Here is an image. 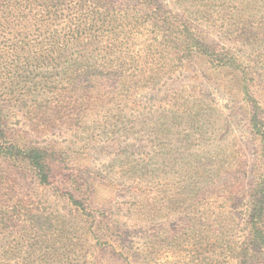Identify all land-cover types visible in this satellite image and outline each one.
I'll use <instances>...</instances> for the list:
<instances>
[{
	"label": "trees",
	"instance_id": "trees-1",
	"mask_svg": "<svg viewBox=\"0 0 264 264\" xmlns=\"http://www.w3.org/2000/svg\"><path fill=\"white\" fill-rule=\"evenodd\" d=\"M125 1L0 0V264H130L122 250L131 251L133 233L142 239L136 251L143 261L136 264H146L145 257L149 260L161 247L181 244L186 236L204 240L207 227L218 241L208 263H219L222 256L224 264L230 259L263 264L264 117L253 91L260 74L254 59L215 38L219 31H228L253 43L260 28H245L250 15L217 25L222 13L218 11L215 20L206 18L212 23L207 27L165 0ZM236 8L222 16L244 10L242 5ZM246 8L251 10L249 2ZM145 24L153 34L138 43L135 53V33ZM52 25L59 27L51 31ZM31 29L34 33L28 38ZM196 60L208 70L204 81L196 74L176 78V71L189 69ZM225 72L237 77L247 127L260 143L255 177L247 187L248 159L238 147L215 136L218 110L202 86L211 76ZM169 81L172 85L162 88ZM143 90L151 94L142 102L138 97ZM14 118L22 119L37 136L58 127L70 131L72 142L90 144L98 134L105 144L101 149L115 148L111 172L102 177L119 190L132 176L139 180L127 186L141 202L138 216H127L135 229L122 220L125 214L95 202V183L105 182L86 168L68 164L53 145L36 144L15 133ZM149 133L158 140L171 137L169 143L175 147L190 146L188 139L193 137L198 142L196 150L168 151L174 162L167 176L175 186L162 198L183 197L187 203L173 210L170 214L175 218L167 217L154 234L149 226L157 212L155 196L150 194L161 192L141 179L159 177L146 165L163 160L164 152L133 151V143L120 144L121 137H148ZM116 139L120 142L114 147ZM19 176H30L38 187L53 190L65 211L48 197L31 200L26 191L20 192ZM201 194L212 197L223 210L204 228L196 221L201 216L195 197ZM211 204L200 201L201 212L208 213L205 208ZM239 206L246 207L247 219L244 234L236 239L225 225ZM94 239L99 254L107 250L103 243L109 245L111 259L81 255Z\"/></svg>",
	"mask_w": 264,
	"mask_h": 264
},
{
	"label": "rangeland",
	"instance_id": "rangeland-1",
	"mask_svg": "<svg viewBox=\"0 0 264 264\" xmlns=\"http://www.w3.org/2000/svg\"><path fill=\"white\" fill-rule=\"evenodd\" d=\"M129 2V0H126ZM125 1V2H126ZM174 8H177L181 11H186L188 15H190V19L193 22L204 24L205 26H212L211 21H207L206 18H210V20H215L218 18L217 12L221 11V16L216 21L217 25L238 21L241 16L244 18L251 16L245 28H249V26H258L260 29L257 31L255 35H253V43H248L243 38H238L236 33L234 32H225L219 31L217 33V37L215 34L216 40L222 42L224 45L228 46L230 50L234 51L237 54L250 57L254 59L256 64V71L259 72L258 77L253 83V91L256 96L260 107L261 113L264 117V0H238L235 2L224 1V0H165ZM249 2L250 11L246 8V3ZM238 6L242 5L244 9L241 12H234L233 15L222 16L223 13H228L230 11L237 10ZM205 5V6H204ZM207 7V8H206ZM196 9L198 12L196 13ZM223 9H225L223 11ZM200 10H204L205 13L202 14ZM209 10V11H208ZM226 17V18H224ZM228 17V18H227ZM231 22V23H232ZM233 24V23H232ZM233 28H236L233 25ZM59 26L52 25L51 31L55 30ZM33 30H29L26 32V36L31 38L33 35ZM153 34L152 28L148 25L142 26L138 32L135 33L137 39L135 43L136 46H132L133 52H139L138 43L142 42L144 39H148ZM189 67V66H187ZM208 70L201 65L199 61L196 60L194 65L191 64L190 68H183L176 71L175 76L179 80H184L190 76L197 75L198 80L201 78L204 81ZM205 74V77L203 78ZM46 75V74H45ZM202 81V82H203ZM173 82L169 81L166 85H162V88L167 87L168 84L172 85ZM206 89L205 91L211 96L213 103L216 105L219 119L215 122V126L217 127V134L219 142L227 141L230 145L232 144L233 148H239L241 153L248 159L245 164V179L244 185L247 187L249 182L255 177V161L254 158L259 154V146L260 143L258 139L253 135L250 129L247 127L246 117H247V108L246 105L241 100V94L237 88V77L233 74L225 72L222 75L211 76V78L205 83H202ZM169 87V86H168ZM151 92H147L145 90L140 91V99L142 102L146 101L148 95ZM221 120V121H220ZM12 124L15 127V133H20L23 136H27L29 140L34 141L36 144H51L55 149L60 150L63 154L64 159L71 166H76L79 168H86L90 172L92 171V175H96L102 182L106 181L102 176H109L111 172V165L113 160V153L115 152V148H100L99 146L105 145L104 140L100 135H95L94 140L90 142V144H82L79 141H73L74 137L69 132H66L63 128H54L45 136H37L36 133L31 131L30 127L24 124L22 119H12ZM173 132V131H172ZM125 138L121 137V143H133L135 147L133 151H138L139 149H143L146 152L155 153L164 152L163 160L158 163H152L150 165H146V168L150 171L154 169V173L152 175L159 174V177H142L141 180H145L153 187L155 190H159L161 195L159 196L156 192L155 194H150V197L155 196V208L156 212L154 214V220L152 219L149 232L153 233L156 231L155 228H159L160 223L165 222L168 219H174L175 216L172 217L170 214L173 210L178 211L179 208L185 205L187 201L183 200V197H179L178 200L174 201V198L166 197L162 198V194H168V191L175 186V182L173 179H169L167 176L168 170L173 165V156H168V151L173 153L177 151H183L185 148H192L196 150L198 142L195 139H188L190 146L182 145L175 147L169 143L171 137H167L163 140L154 139V136L149 133L148 137H139L133 138L130 137ZM170 138V139H169ZM178 141V140H177ZM120 142V139L115 140V146ZM179 143V141H178ZM84 146H88L84 148ZM140 157L147 158L148 155H142ZM244 157V158H245ZM155 161V159L153 160ZM158 168V170H156ZM94 179V178H93ZM19 184L16 188L20 191H26L28 196H30L31 200H37V198H42V195L48 197L49 200L53 202V204L62 212L65 211V204L62 200H58L59 198H55L50 188H40L35 184L34 179L30 176L18 177ZM178 179H175L177 181ZM138 182V179H135L133 176L130 181H126L123 189L119 190L118 186H109L104 185L102 183H95L94 187V198L95 202L98 204H102L103 202L107 203L106 206H109L113 210L117 211L118 214H125L122 217V220L127 223L128 226H132L131 222L127 219L129 215L138 216L137 210L141 209V202L132 197V192L127 188L128 184L131 182ZM143 184L144 182L141 181ZM141 184L139 186H141ZM24 186L23 187H21ZM28 188V190H27ZM144 194H148L147 190ZM158 196V197H157ZM44 199V198H43ZM200 201L203 204H210L208 208H205V212L202 213L201 208L199 206ZM212 197H208L204 194L197 195L195 197L196 208L200 210L199 216L197 218L198 225L203 227V224H208L209 220L214 214L222 212L221 207H217L218 203H213ZM220 204V203H219ZM119 208V210H116ZM246 207L239 206L235 209L234 212L229 214L230 218L226 220L225 230H228V233L231 232L232 236L236 239L240 238L242 234H244L246 230V219L247 214L245 212ZM220 214V213H219ZM221 215V214H220ZM224 217V215H222ZM169 217L168 219H166ZM171 217V218H170ZM166 219V220H165ZM172 224H175V220L172 221ZM171 224V225H172ZM217 227V226H216ZM133 229H135L132 226ZM204 228V227H203ZM203 230H207L204 234L205 239H190L186 236V238L181 242V244H177V246L172 247H161L158 251L157 255L153 258L145 257L146 264H210L206 259H209L212 256V250L217 246V239L209 232V228H204ZM11 231V230H9ZM130 237L133 241V247L131 251L122 250V254L130 264H136L137 262L143 261L142 256L136 251L140 250V244L142 243L141 235ZM139 234V233H138ZM147 235L146 233H144ZM103 242V241H101ZM96 240H91L89 245H86L84 250L81 252V255H84L92 260V259H111V249L108 244H104L102 248L107 249L103 251V253L99 254L98 246ZM239 244V243H237ZM198 250V251H197ZM121 249L116 248V252H120ZM197 251V253H196ZM214 252V251H213ZM196 253V254H195ZM200 253V255H199ZM209 257V258H208ZM203 259V260H202ZM219 263H223V257L220 256L218 258ZM1 261L6 263L5 258H2ZM229 264H258L253 263V261H244L240 259L229 260ZM213 263V264H219ZM264 264V263H263Z\"/></svg>",
	"mask_w": 264,
	"mask_h": 264
}]
</instances>
